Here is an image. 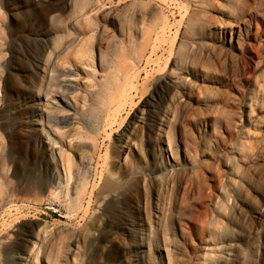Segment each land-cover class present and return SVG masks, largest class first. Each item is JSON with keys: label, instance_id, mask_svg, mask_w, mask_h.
<instances>
[{"label": "rangeland", "instance_id": "374dc122", "mask_svg": "<svg viewBox=\"0 0 264 264\" xmlns=\"http://www.w3.org/2000/svg\"><path fill=\"white\" fill-rule=\"evenodd\" d=\"M31 250L264 264V0H0V264Z\"/></svg>", "mask_w": 264, "mask_h": 264}, {"label": "bare ground", "instance_id": "6f19581e", "mask_svg": "<svg viewBox=\"0 0 264 264\" xmlns=\"http://www.w3.org/2000/svg\"><path fill=\"white\" fill-rule=\"evenodd\" d=\"M89 4H90V1L89 2L87 1V5L80 10V11H84L85 12L84 15H87V14H89L91 12L90 9L88 11V7H89L88 5ZM129 8H130L129 5H127V6L118 8V9H116L117 11H113L111 13H113V15L115 16L114 18L116 19V21L120 20L122 18L125 19L126 18V14L128 13L127 11H129L128 10ZM86 18L87 19L91 18V15H87ZM52 54H53V52H51L48 60L51 58ZM182 56H180V57H182ZM182 58H180V59H182ZM37 92H38L37 93V100H38V103H37L38 107L37 108L39 110L38 123L40 125H42L41 126L42 135L44 136L45 140L48 143H50V145L52 147L54 158L56 160H58V157H57V154H56V148H55V145H57L58 140H57V137H55L53 131L51 130V127L48 124L47 120L45 119V117H50L51 116V111H52V109L55 108V105L52 102H50L48 100V98L46 97L47 93H46V89L44 87V83L41 84V86H40V88H39V90ZM57 107H58L57 110L58 109L59 110L63 109L61 106H57ZM54 112H55V110H54ZM98 130H99V128H98ZM129 150H132V149L130 148ZM125 152L126 151L124 150V148H122L121 149V154L125 155ZM70 161H71V159L69 158L68 165L65 167L64 171L60 170L59 173H58L57 187H56L57 190H59L62 187L66 186L69 183V181L72 179V177H73L72 171H71V166H70ZM81 182H82V185L85 186L87 184V177H83ZM46 227H48V224H45L44 227H41L39 229V231H38V235L39 236L41 235L43 229H45ZM32 252H33V250H31L29 255L25 257V259H26L25 264H32V259H31Z\"/></svg>", "mask_w": 264, "mask_h": 264}]
</instances>
